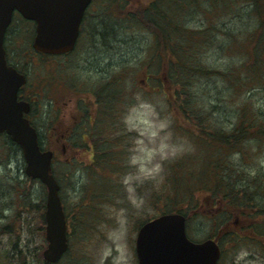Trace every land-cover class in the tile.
Wrapping results in <instances>:
<instances>
[{
    "label": "trees",
    "instance_id": "16d2710c",
    "mask_svg": "<svg viewBox=\"0 0 264 264\" xmlns=\"http://www.w3.org/2000/svg\"><path fill=\"white\" fill-rule=\"evenodd\" d=\"M181 1L184 0H148L137 8H129L123 16L127 22L143 27L154 36L149 53L157 59L158 70L147 78L157 84L155 90L163 94L177 128L193 144L188 155L167 163L163 182L151 194L154 213L181 212L186 217V225L192 217L209 219V237L216 239L221 252L228 247L254 243L264 257V172L257 162L247 161L250 149L264 142V108L254 100L255 93L264 88V0H207L204 13L211 22L200 27H190L182 21ZM239 3L246 4L245 25L240 32L225 28L222 21L211 18L221 11L237 13ZM109 8L106 15H115ZM106 33L111 45L114 30ZM94 39H99L96 32ZM212 45L236 58L221 70L205 65L201 56ZM213 74L219 77L213 80L221 83L215 84L231 100V110L227 113L231 121L215 117L219 111L209 100L208 82L201 80L211 79ZM109 86L91 89L96 117L87 121V125L80 124L89 141L83 135L81 139L78 136V140L74 139L73 129L67 138L79 148L80 157L89 153V159L85 161L77 156L69 161L63 159L68 169L61 177L55 176L60 190L67 185L74 187L72 181H78L80 172L83 182L78 191L73 190L77 193L72 199H62L68 244L73 232L80 236V226L88 227L89 221H93L101 204L115 205L124 196L120 193L123 190L120 177L124 174V154L129 144L123 140L124 134L119 132L112 138L114 131L108 130H114L113 123L107 124L110 117L117 116L113 103L111 106L114 87L111 95L105 91ZM81 104L80 100V107ZM99 128L100 131L95 130ZM17 152L21 153L18 145L5 133L0 134V168H5ZM52 171L55 175L53 167ZM25 176L19 180L10 174H0V218L4 208L14 209L0 223V236H8L10 249L20 251L17 246L24 234L25 250L21 252L36 264H44L41 252L46 243L45 197L38 201L31 198L34 183L40 181ZM34 236L40 239L36 246L30 244ZM9 258L2 257V264H12ZM22 258L14 264H25ZM68 258L67 248L60 260L50 264H64L65 260L68 264Z\"/></svg>",
    "mask_w": 264,
    "mask_h": 264
},
{
    "label": "rangeland",
    "instance_id": "374dc122",
    "mask_svg": "<svg viewBox=\"0 0 264 264\" xmlns=\"http://www.w3.org/2000/svg\"><path fill=\"white\" fill-rule=\"evenodd\" d=\"M94 1L96 5L100 2L98 21L101 19V30H105L104 34L99 35L98 40L92 41L88 37L87 43V40L80 36L82 40H78L75 50L68 56L55 59L46 55L40 56L34 53L31 48L33 22L23 21L22 18L15 15L13 19L15 31L6 40L7 49L10 51L9 57L14 62L11 54H16L19 58V60L16 58L18 60L16 62L25 66L23 67L28 72L29 81L34 84L36 82V87L41 92V96L37 97L40 108L34 121L37 119L35 123L39 128L41 146L54 151L52 167L56 177H61L62 173L68 169L64 166V160H70L77 156V158L87 161L89 156L87 157L85 153L84 157H80L81 152L77 146H71L65 153H62L61 146L56 145L49 135L45 134L44 130L47 126H45V122L47 123L49 119L51 124L57 114V111L52 106L50 107L48 99L49 93L53 92L51 81H62L67 88H72L79 95L93 101L95 99L91 89L95 90L97 87L108 84L110 86L105 91L111 95V87H114L115 98L111 101V106L113 103L114 114L117 113V116L113 119L108 118L107 124L113 123L114 125V130L108 128L115 133L112 138L121 132L124 134L123 140L129 144L124 154V174L120 177L123 189L120 193H123L124 196L117 199L115 205L101 204L98 208L100 211L93 221L90 223L88 220V227L82 225L78 229L80 236L76 235V232L70 235L67 262L68 264H137L134 253L135 231L141 222L155 215L151 194L153 195L160 183L163 182L167 163L178 156L188 155L193 150V144L177 128L173 119L174 114L169 111L163 94L161 91L155 90L157 84L147 78L153 73H157L158 70L157 59L154 56L151 58L149 53L153 46L154 36L143 27L127 22L123 18L129 8H137L148 0L131 2L113 0L116 10L113 4L109 5L112 0ZM206 2L207 0L181 1L179 5L182 10V21L190 27H200L205 22H211L204 13L208 6V3L205 4ZM241 3L237 5L239 7L237 13L224 14L221 11L212 14L211 18L214 19L213 21H222L225 28L239 29L237 32H240L245 25L243 13L246 7V4L240 5ZM107 8L115 15H106ZM117 12L118 14H116ZM98 21H95L94 27H98ZM86 25L87 31H84L83 34L93 31L94 27H90L89 22ZM112 29L114 38L109 37L110 45L106 31L112 32ZM106 38L107 43L105 44ZM201 57L205 65L219 70L225 69L230 62H233V58H236H232L228 52L218 51L214 45ZM216 75L210 76L212 80L208 78H201V80L208 82L209 100L219 111L215 117L218 115L221 121L225 119L231 121V117L227 114L231 110V100L225 98L222 90L217 86L221 85L219 80H213L219 78ZM254 100L264 108V88H260L259 93H255ZM85 101L90 104V100ZM81 107L85 108L82 104ZM65 115L70 117L72 111L66 110ZM175 119H179V116H176ZM56 120L62 125L65 121V126L69 124L67 122L69 120L64 117H58ZM82 122L87 125L85 119L77 125L72 124L74 125L72 127L74 139L76 136L81 139L83 127H80V124ZM120 127L122 129L117 130ZM95 130L100 131V128ZM250 152L251 156L247 161L252 159L257 162L259 168L264 172V142L259 146L252 147ZM0 174H10L19 180L26 177L24 161L20 152L10 157L7 166L0 168ZM80 174L81 172L78 174L77 182L72 181L74 187L67 185L59 190L61 200L63 198L72 199L74 193H77L73 190L78 191L79 187L81 188L83 182L81 183L82 179L79 178ZM45 193L41 182L34 183L31 193V198L34 201L45 197ZM13 211L12 207L4 208L0 223L7 220ZM188 221L186 233L190 238L200 240L210 235L209 219L202 220L199 217H192ZM24 239L26 236L23 234L20 236V244L17 246V249H20L18 251L10 249L12 246L8 236H0V264L3 262L2 257L5 256H10L8 260L12 261V264L21 261L22 257L25 259V264H36L35 260L31 261L29 256H24L21 252V250H25ZM39 240L37 236L31 237L30 244L36 246ZM65 262L66 260L64 264ZM218 263L264 264V257L259 252V246L254 243L242 244L233 248L228 247L221 252Z\"/></svg>",
    "mask_w": 264,
    "mask_h": 264
},
{
    "label": "water",
    "instance_id": "95a60500",
    "mask_svg": "<svg viewBox=\"0 0 264 264\" xmlns=\"http://www.w3.org/2000/svg\"><path fill=\"white\" fill-rule=\"evenodd\" d=\"M90 0H0V133L16 143L24 160V173L46 187V246L44 264L56 262L66 251V220L58 194L59 184L52 173L51 149H41L36 129L25 117L30 105L17 99L25 75L6 64L3 36L13 10L33 20L32 47L43 53H63L76 41L79 24ZM138 264H217L220 249L215 239L193 241L185 231V216L166 212L143 222L135 236Z\"/></svg>",
    "mask_w": 264,
    "mask_h": 264
},
{
    "label": "flooded vegetation",
    "instance_id": "af4514ba",
    "mask_svg": "<svg viewBox=\"0 0 264 264\" xmlns=\"http://www.w3.org/2000/svg\"><path fill=\"white\" fill-rule=\"evenodd\" d=\"M100 8V2L98 5H96L94 0H91L90 3L88 4V6L85 8V11L83 13L80 25H79V34L75 43L74 48L70 51V52H66V53H61V54H50L49 57H51L52 59L55 58H60V57H65L68 56L72 51L75 50L78 40H82L81 37H84L87 40L88 43V37H90V39L92 41H95L94 39V34L95 32L99 35L102 34V21L101 19L98 21V18L100 16V14L98 13V9ZM17 12L13 13L14 15ZM12 16V17H13ZM95 21H98V27H94ZM90 23V27H94L93 31H90L89 33H84V31H87V29L85 27H87V23ZM15 25L13 26V19H11L10 24L7 26L6 31H5V35H4V48H5V58L7 61L8 65H11L13 67L16 68V70L20 73L25 74L26 77V82L24 84H22L19 89H18V93H17V97L19 100H24L30 103V109L27 113H25V116L28 118V120L30 121V123L37 128V130H39L38 125L35 123L34 119L38 116V110L40 108L39 103H37V97L41 96V92L39 90V88H37V84L35 82V84L33 82L29 81V77H28V72L24 69V65L21 63H17L16 61L19 60V58L16 56V54L12 53L11 55L13 56V59L15 60V62L9 57L10 51L7 49V42L6 40L8 38H10V35L14 30ZM10 32V33H9ZM9 33V34H8ZM81 36V37H80ZM96 44V43H94ZM34 53L43 56L44 54L42 53H38L35 50H33ZM18 60H17V59ZM24 66V67H23ZM42 82V81H39ZM51 88L52 91L49 96V104L50 107L52 106L53 109H55L57 111V114L54 117V121L50 124L49 122L51 120L48 119V125L46 126L44 132L45 134H48L50 139L56 143V145H60L61 146V150L62 153L66 152L67 149H70L71 146L73 147V144L67 139L69 137V135H71L72 132V127L74 125H77L79 123H81V121L83 119H85L86 121H93L96 117V113L94 110V101L91 99H88L84 96L79 95L75 90L69 89L66 87V85L62 82V81H56V80H52L51 81ZM93 96V95H92ZM94 98V96H93ZM82 101L83 106L85 108L81 109L79 107V101ZM85 100H90V104H87V102ZM36 104V106H35ZM70 109L72 111V115L70 117H68L66 114V110ZM58 117H64L65 119H68L69 121H67L69 124H67L65 126V121L62 125V123L58 122ZM56 118V119H55ZM74 120V121H72ZM74 124V125H72ZM37 125V126H36ZM86 131L83 130L82 135L84 136V138L86 139V141H89L86 135ZM87 155L89 153H86ZM71 157V156H70ZM76 157V156H75ZM74 158V157H73ZM69 161V160H67Z\"/></svg>",
    "mask_w": 264,
    "mask_h": 264
}]
</instances>
